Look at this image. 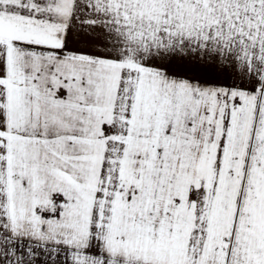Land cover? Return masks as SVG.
I'll list each match as a JSON object with an SVG mask.
<instances>
[{
	"label": "snow or ice",
	"instance_id": "obj_1",
	"mask_svg": "<svg viewBox=\"0 0 264 264\" xmlns=\"http://www.w3.org/2000/svg\"><path fill=\"white\" fill-rule=\"evenodd\" d=\"M0 264H264V0H0Z\"/></svg>",
	"mask_w": 264,
	"mask_h": 264
}]
</instances>
